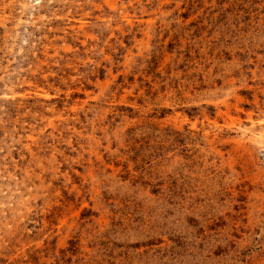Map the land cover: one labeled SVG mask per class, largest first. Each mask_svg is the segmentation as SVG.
Here are the masks:
<instances>
[{
    "label": "rangeland",
    "instance_id": "374dc122",
    "mask_svg": "<svg viewBox=\"0 0 264 264\" xmlns=\"http://www.w3.org/2000/svg\"><path fill=\"white\" fill-rule=\"evenodd\" d=\"M0 264H264V0H0Z\"/></svg>",
    "mask_w": 264,
    "mask_h": 264
}]
</instances>
